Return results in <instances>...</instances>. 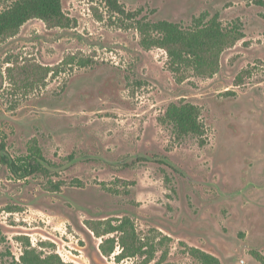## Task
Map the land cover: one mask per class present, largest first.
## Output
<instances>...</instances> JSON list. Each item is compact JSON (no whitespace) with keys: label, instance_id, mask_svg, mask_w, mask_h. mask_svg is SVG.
Masks as SVG:
<instances>
[{"label":"rangeland","instance_id":"rangeland-1","mask_svg":"<svg viewBox=\"0 0 264 264\" xmlns=\"http://www.w3.org/2000/svg\"><path fill=\"white\" fill-rule=\"evenodd\" d=\"M62 7L65 26L33 18L0 38L6 150L37 144L53 164L17 178L0 162V264H21L26 238L75 264H200L191 247L263 264L264 0ZM213 17L243 34L213 75L175 73L163 48L142 43L140 22L189 30ZM181 101L199 106L204 134L165 120Z\"/></svg>","mask_w":264,"mask_h":264},{"label":"trees","instance_id":"trees-1","mask_svg":"<svg viewBox=\"0 0 264 264\" xmlns=\"http://www.w3.org/2000/svg\"><path fill=\"white\" fill-rule=\"evenodd\" d=\"M38 18L49 27L65 26L68 20L63 12L62 0H12L0 12V38L5 34L15 33L28 20ZM140 31L143 35L142 43L145 47L163 48L169 57L170 68L175 73L191 68L196 74L210 76L220 68L221 56L224 50L234 45L243 36L242 32L234 28L225 27L213 17L208 22H198L194 29H183L178 23L159 20L156 22H140ZM165 120L172 124L178 135L204 134V125L200 120V108L191 102L181 101L171 103L166 109ZM6 141L0 128V162L8 167L17 178H27L32 175H49L53 165L41 147L31 144L28 152L13 158L6 150ZM125 252L130 250L126 236L122 237ZM104 242L101 247L104 250ZM25 250L22 254L21 264H75L65 262L57 254L42 256L36 248L31 246V241H24ZM113 246L105 252H112ZM137 249L131 253L136 254ZM190 254L200 264H221L220 260L212 254L191 247ZM264 264V256H258Z\"/></svg>","mask_w":264,"mask_h":264}]
</instances>
